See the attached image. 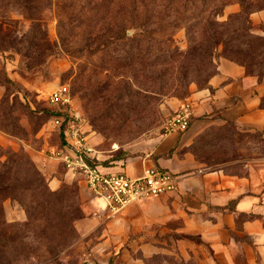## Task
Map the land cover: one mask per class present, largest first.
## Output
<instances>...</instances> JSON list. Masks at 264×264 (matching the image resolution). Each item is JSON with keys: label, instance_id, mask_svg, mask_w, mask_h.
<instances>
[{"label": "rangeland", "instance_id": "1", "mask_svg": "<svg viewBox=\"0 0 264 264\" xmlns=\"http://www.w3.org/2000/svg\"><path fill=\"white\" fill-rule=\"evenodd\" d=\"M78 10L77 0H0V162L16 156L30 159L46 177V190L56 193L68 186L83 214L73 224L75 232L66 240L55 239L50 255L38 260L34 256L46 249L36 239L41 236L38 224L25 226L24 208L3 197L0 264H248V258L256 259L255 253L246 251L255 245L242 228L247 221H260L264 227L262 215L230 219L212 205L203 209L201 205L220 190L237 189L243 195L264 182V128L243 129L225 121L219 112L204 115L202 119L214 124L190 150L202 164V172L187 174L186 180L207 179L205 186L185 187L174 195L134 204L116 216L109 215L102 201H93L79 177L66 181V170L50 158V152L61 144L50 115L55 110L48 102L51 93L61 91L74 100L101 162L126 169L124 162L155 152L167 120L178 110L168 103L186 101L194 91L207 87L206 81L191 84L188 98L156 97L151 83H144L136 68L120 76L107 74L104 68L109 56L97 53L92 44L96 33L102 31L98 42L105 37L104 29L83 31L74 22ZM239 12V4L229 5L218 20L226 22ZM126 27L129 37L140 33V29ZM263 30V25L254 26L250 38L254 55L263 45ZM155 38L181 54L180 59L185 58V29L169 28ZM85 44L89 45L86 49ZM230 48L220 47L216 62L228 58L251 75L248 55H236ZM120 77L122 82H115ZM260 108L264 110V95ZM37 158L55 170L60 181L56 189L51 176L36 166ZM14 161L20 175L11 182L18 181L15 185L25 190L24 161ZM138 171L127 168L125 172L137 176ZM9 178L5 176L4 181ZM46 190L39 188L34 198L41 218L46 206L41 196ZM70 198L68 205L77 206V200ZM51 199L56 208L59 198ZM48 236L56 238L55 234Z\"/></svg>", "mask_w": 264, "mask_h": 264}, {"label": "trees", "instance_id": "2", "mask_svg": "<svg viewBox=\"0 0 264 264\" xmlns=\"http://www.w3.org/2000/svg\"><path fill=\"white\" fill-rule=\"evenodd\" d=\"M77 3L79 10L74 22L80 23L83 31L104 29L105 37L98 42L99 33H102L98 31L92 44H96L97 53L109 56L104 68L106 73H114L115 77L116 74L136 68L143 82L151 83L156 97L183 95L188 98L191 84L199 85L204 81L208 88L209 81L217 74L216 60L220 47L227 51L231 46L232 53L247 54L251 59L248 64L251 76L257 77L259 81L263 79L264 37L257 55L251 51L250 38L254 30L251 16L264 11V0H77ZM232 4H239L240 12L230 15L226 22H219L218 17ZM126 26L140 29V33L129 37ZM169 28H183L186 31L188 51L184 59H180L182 55L175 50L165 48V41L155 38ZM86 47L89 45L85 44ZM251 66L254 67L252 71ZM100 69L102 72L103 68ZM121 77L113 80L120 82ZM50 115L53 117L54 113ZM14 160L24 161L25 190L15 185L18 181L11 182V178L16 179L20 175ZM102 164L110 168L109 164ZM0 166V199L11 198L24 208L28 218L25 226L34 227L38 224L41 236L36 235V239L46 249L34 258L44 260L50 255L53 241L66 240L75 232L73 224L83 218L78 199L68 186L56 193L48 192L46 177L25 156H16L4 164L0 162ZM5 176L10 177L6 182ZM39 188L46 190L41 196L43 203H46L43 218L37 213L38 203L34 199ZM70 195L77 200V206L68 205L72 202ZM51 198H59L56 208L52 206ZM41 221H44L43 224H39ZM49 234H55L56 238H49Z\"/></svg>", "mask_w": 264, "mask_h": 264}, {"label": "crops", "instance_id": "3", "mask_svg": "<svg viewBox=\"0 0 264 264\" xmlns=\"http://www.w3.org/2000/svg\"><path fill=\"white\" fill-rule=\"evenodd\" d=\"M251 21L254 26H264V12L253 14ZM217 67V74L209 81L208 88L194 91L186 101L177 100L168 103L169 107L174 110L179 109L186 102L192 104L194 113L188 131L182 134H163L154 153L141 157L135 162H130L129 160L124 162L126 169L135 170L137 168L139 170L137 176L144 169L151 166L170 171L179 178L178 191L185 187H204L207 179L186 180L187 174L190 175L196 171L202 172V164L196 160L190 150L204 134L206 128L214 124V121L202 119L204 115L219 112L225 121L235 123L243 129L264 128V110L260 108V99L264 95V82L259 81L255 76L249 75L243 66L226 58H220L217 62ZM34 161L43 173L51 176V185L56 189L60 181L55 174V170L47 166L41 158H37ZM110 169L112 171H117L118 169L126 171L122 167H110ZM69 177L73 178L71 174L66 172L64 176L66 181H68ZM80 183L83 184V189L87 191L81 178ZM216 186L215 188H217ZM218 187L221 189L220 185ZM225 191L220 190L213 198L206 199L201 208H207L212 205L222 214L227 213L228 215L225 216L230 219L237 216L249 218L259 215L264 217V182L261 185H257L256 188H251L250 191L243 195H239L237 189H232L227 191V193ZM93 201L97 204L96 199L93 198ZM231 204L232 209L230 208ZM226 207L228 208L222 209ZM242 232L251 237L255 245L254 249L249 247L246 250L248 255L249 252L257 255L256 259L248 258L247 263L264 264V227L262 222L247 221L243 224Z\"/></svg>", "mask_w": 264, "mask_h": 264}, {"label": "built area", "instance_id": "4", "mask_svg": "<svg viewBox=\"0 0 264 264\" xmlns=\"http://www.w3.org/2000/svg\"><path fill=\"white\" fill-rule=\"evenodd\" d=\"M54 108L53 125L59 130L62 144L53 149L50 158L58 161L68 174L80 177L89 194L105 205L110 216H116L130 206L175 194L179 189L176 174L151 166L132 177L123 170L112 171L103 166L74 100L66 93L55 91L48 98ZM194 108L184 103L166 122L164 134L188 131Z\"/></svg>", "mask_w": 264, "mask_h": 264}]
</instances>
